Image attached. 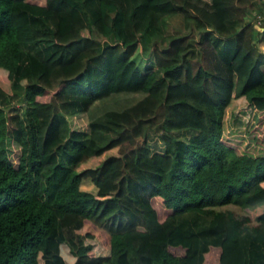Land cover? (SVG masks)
I'll list each match as a JSON object with an SVG mask.
<instances>
[{"label":"trees","instance_id":"1","mask_svg":"<svg viewBox=\"0 0 264 264\" xmlns=\"http://www.w3.org/2000/svg\"><path fill=\"white\" fill-rule=\"evenodd\" d=\"M256 14L264 0H0V264H264V210L221 208L264 206ZM232 106L256 118L241 142Z\"/></svg>","mask_w":264,"mask_h":264},{"label":"rangeland","instance_id":"2","mask_svg":"<svg viewBox=\"0 0 264 264\" xmlns=\"http://www.w3.org/2000/svg\"><path fill=\"white\" fill-rule=\"evenodd\" d=\"M256 15L258 16L259 14H256ZM259 18L262 19L261 16ZM259 18H257L256 20H253V21H255L257 24V20H259ZM180 20H181V16H179V15H175V16L170 17V25L168 27V32L175 33L176 27L179 26V24H180ZM93 35L99 37V35L97 33H93ZM258 45L261 48V50L264 52V43H262L259 40ZM136 52H137V54L135 57H137V60L139 61V63L141 65L144 66V65H146V63L150 62L151 58L148 56H142L140 49H138ZM159 74H161V73H159ZM232 108H233V106L230 109H228L226 111V114H225V129H226L225 135L228 137H233V139L235 141L241 142V140L246 135L245 134L246 131L249 130L256 123V118H253L252 121L249 123H243L241 118H237L232 113V110H233ZM16 109H17V111L21 112L22 106L20 104L16 103ZM69 122H70L69 124H70L71 129H78V130H84V131L89 130L88 119H87V116L85 113L77 114L75 116L70 117ZM248 138L249 139L246 140L247 142H245V144H247V146H249L248 142L250 141V137H248ZM243 149L244 148H240V150H238V151H241ZM112 153H116V148L108 150L103 155L90 157L89 159H87L85 162H83L79 166V169H83L86 167H94L101 162V160L103 159L104 156H107V155L112 154ZM92 186L93 185L89 179L84 180V183H83L84 188H90V189L94 188ZM221 208H223V209L224 208H230V209L236 210L237 213H239L241 215L249 216L251 222H253V223H256V217L258 216V214H260L264 210V206H258L256 208H249V209H242V208H239L238 206H235L232 204H226V205L222 206Z\"/></svg>","mask_w":264,"mask_h":264},{"label":"built area","instance_id":"3","mask_svg":"<svg viewBox=\"0 0 264 264\" xmlns=\"http://www.w3.org/2000/svg\"><path fill=\"white\" fill-rule=\"evenodd\" d=\"M259 17L261 16L262 19L264 18V16H262L261 14L258 15ZM257 15H256V19L259 18ZM261 18H259V20H257V24H260V22L262 21V19L260 20Z\"/></svg>","mask_w":264,"mask_h":264},{"label":"water","instance_id":"4","mask_svg":"<svg viewBox=\"0 0 264 264\" xmlns=\"http://www.w3.org/2000/svg\"><path fill=\"white\" fill-rule=\"evenodd\" d=\"M256 26L261 29V30H264V27L260 26L259 24H256Z\"/></svg>","mask_w":264,"mask_h":264}]
</instances>
